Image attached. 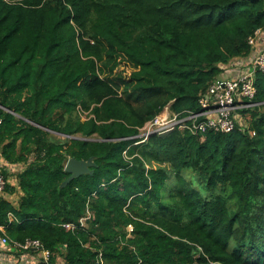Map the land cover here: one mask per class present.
<instances>
[{"label": "trees", "instance_id": "1", "mask_svg": "<svg viewBox=\"0 0 264 264\" xmlns=\"http://www.w3.org/2000/svg\"><path fill=\"white\" fill-rule=\"evenodd\" d=\"M261 29L264 0H0V157L23 165L3 171L9 238L53 264H264V71L233 132L137 144L168 106L200 112Z\"/></svg>", "mask_w": 264, "mask_h": 264}, {"label": "built area", "instance_id": "2", "mask_svg": "<svg viewBox=\"0 0 264 264\" xmlns=\"http://www.w3.org/2000/svg\"><path fill=\"white\" fill-rule=\"evenodd\" d=\"M261 31L262 29L258 30L255 36L249 38L253 52ZM236 66L238 68L237 76L216 79L201 95L200 112H188L186 115H180L166 108L161 114L145 124L141 129L140 136L137 137L140 140L137 144L145 142L152 134H166L175 129L188 131L193 135L208 132H233L243 119L240 111L257 105L253 103L257 95L256 75L258 72L264 71V49L258 51L250 61H243L240 58ZM2 122L0 118V126ZM21 167L23 170V165ZM18 169L19 164L11 165L8 162L4 163V167L0 166V196L6 193L9 182L3 171L6 170L9 175H12L22 171ZM9 219L11 221L15 219L12 213L9 214ZM90 219L91 213L88 209L87 215L80 220L79 224L67 222L62 226L66 231H75L85 228ZM129 227L128 237H132L133 227L131 226L130 230ZM0 231L3 233V236L0 235V262L2 264H53L54 254L39 239H27L24 242L13 241L3 226H0ZM99 261L104 264L102 253L99 255ZM140 264L142 263L140 262Z\"/></svg>", "mask_w": 264, "mask_h": 264}, {"label": "water", "instance_id": "3", "mask_svg": "<svg viewBox=\"0 0 264 264\" xmlns=\"http://www.w3.org/2000/svg\"><path fill=\"white\" fill-rule=\"evenodd\" d=\"M95 167L96 164L93 157L89 160L70 159L65 167V171L70 174V177L62 184V187H67L73 180L80 178L83 175L94 174L93 168Z\"/></svg>", "mask_w": 264, "mask_h": 264}, {"label": "crops", "instance_id": "4", "mask_svg": "<svg viewBox=\"0 0 264 264\" xmlns=\"http://www.w3.org/2000/svg\"><path fill=\"white\" fill-rule=\"evenodd\" d=\"M255 47H256L255 50H254L255 53L253 52V54H252L253 56H254L258 51L264 49V29H262L260 35L258 36V38H257V43H256V46H255ZM252 55L247 56V57H242L241 60H243V61H250V60L253 58ZM251 56H252V57H251ZM237 75H238V73L235 74V76H237ZM5 162H6V161H4V160L0 157V166H1V165H4Z\"/></svg>", "mask_w": 264, "mask_h": 264}, {"label": "rangeland", "instance_id": "5", "mask_svg": "<svg viewBox=\"0 0 264 264\" xmlns=\"http://www.w3.org/2000/svg\"><path fill=\"white\" fill-rule=\"evenodd\" d=\"M167 109H170V106L167 107ZM22 164H19V171L22 170V167H21ZM2 167H4V165H1ZM17 173H15L14 175H16ZM85 228H87V225L85 226ZM131 229V226L129 227V230ZM58 262L59 264H64V259L63 258H59L58 259Z\"/></svg>", "mask_w": 264, "mask_h": 264}]
</instances>
